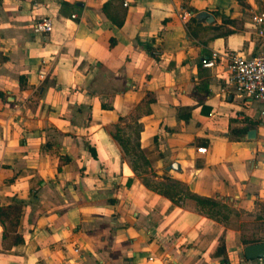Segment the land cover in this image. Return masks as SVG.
Here are the masks:
<instances>
[{"label":"crops","instance_id":"crops-1","mask_svg":"<svg viewBox=\"0 0 264 264\" xmlns=\"http://www.w3.org/2000/svg\"><path fill=\"white\" fill-rule=\"evenodd\" d=\"M259 12L264 0H0V207H20L11 231L0 222V264L248 261L264 242V103L227 85L223 60L201 61L258 54ZM141 171L215 205L175 204Z\"/></svg>","mask_w":264,"mask_h":264},{"label":"built area","instance_id":"built-area-1","mask_svg":"<svg viewBox=\"0 0 264 264\" xmlns=\"http://www.w3.org/2000/svg\"><path fill=\"white\" fill-rule=\"evenodd\" d=\"M75 18V15L71 16ZM256 35L264 39V12H259L252 17ZM36 31L50 32L52 23L49 17H44L37 22ZM215 60H223L226 64L228 76L227 85L237 94L258 100L264 103V48L256 55L246 57L238 52H225L223 54L212 51L207 59L201 61L205 68L215 66ZM204 154L205 148H198ZM152 261V258H148ZM237 264H264V257L244 261Z\"/></svg>","mask_w":264,"mask_h":264},{"label":"trees","instance_id":"trees-1","mask_svg":"<svg viewBox=\"0 0 264 264\" xmlns=\"http://www.w3.org/2000/svg\"><path fill=\"white\" fill-rule=\"evenodd\" d=\"M116 130H119L118 126L116 127ZM113 137L117 141V143L120 145V147L127 148L126 142L120 138V135L118 133L114 132ZM132 144H133V147H134V145L136 147L135 141H134V143L132 142ZM133 150H135V149H133ZM133 155H135L138 158V160H141L142 162L145 163L144 158L140 154L136 153V150L133 153ZM145 172L146 171H141V174H144L143 176H141L142 182L148 188L152 189L153 191H155L161 195L166 196L175 204L180 203V201L183 200V198H185V197L193 199L197 203V205H199L201 207H203L205 204L212 203L209 199L201 198L199 196L191 194L190 192H187L176 181L167 180L166 183L157 182V181L149 178L148 176H145ZM137 174L140 175V173H138V172H137ZM212 204H214V203H212ZM19 208H20L19 205L18 206L17 205L16 206H9V207H0V222L5 227V229L7 226L8 230L11 231V227H13L18 222V217H19V212H20ZM4 237H5V233H4ZM12 238H13V243L15 245L23 242V239L20 235H12Z\"/></svg>","mask_w":264,"mask_h":264},{"label":"water","instance_id":"water-1","mask_svg":"<svg viewBox=\"0 0 264 264\" xmlns=\"http://www.w3.org/2000/svg\"><path fill=\"white\" fill-rule=\"evenodd\" d=\"M200 15L206 16V13H201ZM209 17V16H207ZM249 136H253L254 135V131H250L248 133ZM170 169L176 170V164H172L170 166ZM244 254V258L247 260H253L259 257H264V242L263 243H257V244H251V245H247L244 248L243 251Z\"/></svg>","mask_w":264,"mask_h":264},{"label":"rangeland","instance_id":"rangeland-1","mask_svg":"<svg viewBox=\"0 0 264 264\" xmlns=\"http://www.w3.org/2000/svg\"><path fill=\"white\" fill-rule=\"evenodd\" d=\"M146 173L148 174L149 172H145V174H146ZM147 176H148V175H147Z\"/></svg>","mask_w":264,"mask_h":264}]
</instances>
